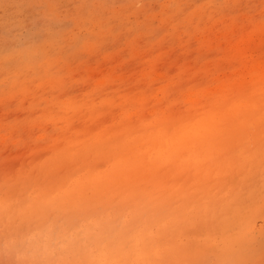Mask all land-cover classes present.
Segmentation results:
<instances>
[{
	"label": "rangeland",
	"instance_id": "374dc122",
	"mask_svg": "<svg viewBox=\"0 0 264 264\" xmlns=\"http://www.w3.org/2000/svg\"><path fill=\"white\" fill-rule=\"evenodd\" d=\"M0 264H264V0H0Z\"/></svg>",
	"mask_w": 264,
	"mask_h": 264
}]
</instances>
